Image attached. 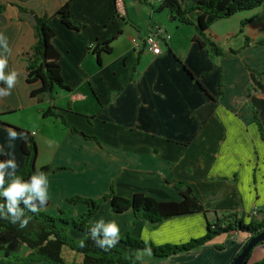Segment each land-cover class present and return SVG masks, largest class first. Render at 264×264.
<instances>
[{"label": "crops", "instance_id": "0c3cea01", "mask_svg": "<svg viewBox=\"0 0 264 264\" xmlns=\"http://www.w3.org/2000/svg\"><path fill=\"white\" fill-rule=\"evenodd\" d=\"M177 1L186 9L198 0ZM67 2L72 23L80 26L77 31L62 26L57 16ZM0 4L6 6L0 15V33L7 38L8 47L0 53L8 61L5 72L17 73L10 95L0 97V150L4 160L10 158L8 153L15 156L18 172L25 161L22 144L34 141L37 168L68 169L46 175L47 214L56 215L60 210L65 212L64 218H77L86 207H71L68 198L99 199L111 188L126 199L140 193L159 202H177L180 196L174 185L182 182L201 200L204 212L235 213L245 223L263 217L252 214L264 210V141L254 121L256 113L264 128V76H256L264 72V46L253 44L258 39L251 36L249 47L229 59L212 56L208 47L193 40L200 38L193 26L170 22L166 11L154 13L148 3L124 1L128 22L114 18L113 0H0ZM18 7L49 18L61 78L69 88L57 89L51 105L81 135L57 120L42 117L50 103L30 97L40 87L26 82V58L35 42L34 20ZM262 13L264 4L240 21ZM199 15L195 11L187 16L195 23ZM215 21L205 17L217 40L210 29ZM153 25L171 36L162 43L161 54L134 50L129 39H143ZM113 37L111 51L101 53L98 63L89 46ZM241 47L242 43L237 48L226 43L221 49L227 52ZM10 129L18 133L12 147ZM19 133L26 134V139ZM101 219L114 221L121 235L127 233L155 246L182 245L203 237L207 229L203 212L152 226L131 211L114 214L108 201L90 223L95 225ZM249 238L241 232L222 234L195 250L165 259L139 252L136 262L231 264ZM21 246L0 233V251L6 252L5 257L17 250L27 256L29 249ZM114 246L128 254L135 252L119 242ZM263 260L264 245L253 250L247 264Z\"/></svg>", "mask_w": 264, "mask_h": 264}, {"label": "trees", "instance_id": "16d2710c", "mask_svg": "<svg viewBox=\"0 0 264 264\" xmlns=\"http://www.w3.org/2000/svg\"><path fill=\"white\" fill-rule=\"evenodd\" d=\"M135 1L140 4L148 3L157 13L166 11L170 22L193 26L200 36V38H193V40L198 41L201 47H208L209 53L212 56L229 59L238 56L241 51L249 47L252 38L244 36V43H242L240 49L224 52L217 46L215 37L209 32L205 17L209 16L215 20H227L238 13L253 11L264 4V0H198L194 5L183 9L177 0H159V3L155 5L151 3V0L149 2L147 0ZM113 3L114 18L128 22L124 12V0H113ZM5 8V5L0 4V15L4 12ZM18 9L21 13L31 15L34 20L35 42L32 46L31 54L27 55L26 58V82L29 84L39 83L40 87L31 91L30 97L36 99L38 103H43L47 100L50 103L48 108L41 112L42 117L57 120L73 134H80L74 127L68 126L63 116L57 113V109L51 105L54 101L53 94L57 89L69 90V88L64 85L61 78L60 55L52 44V38L55 33L49 25V18L44 15L37 16L21 7H18ZM195 11L199 12L200 15L197 17L196 22L192 23L187 15ZM57 16L65 28L74 31L80 28V26L74 25L71 21L68 2L60 7L57 11ZM250 21L247 19L241 21V28L245 23ZM262 31L264 32V28ZM239 33L243 35L241 29ZM115 38H110L101 44H95V47L91 49L88 48L97 58L98 63L101 53L107 54L111 51L110 44ZM253 44L264 46V37L258 39ZM138 57L136 63L139 61ZM256 76L260 79L264 76V72L256 73ZM0 87H4L3 82H0ZM218 87H221V82H219ZM254 121L264 141V128L256 113H254ZM82 136L86 139H94L86 135ZM36 152L37 149L34 141H30L27 145L23 143L21 146V153L24 155L25 161L22 168L17 172V175L24 181L29 180L32 175L37 173H42L46 176L56 171L68 170L63 167L56 169H50L49 167L37 168L35 166ZM0 161H4L2 155H0ZM7 183L8 180L6 179L5 186H7ZM174 187L180 196V200L177 202H159L140 193L133 194L129 199H126L117 196L111 188L108 194L99 199H89L80 196L68 198L66 202L69 206L82 205L86 207V211L76 219L71 216L64 218L65 212L60 210L56 215L47 214L45 208L48 201L43 207L38 205L35 212L30 209H24L25 216L30 217V219L23 229L19 228L18 223L14 225L7 219H0V233L9 235L14 242L26 246L30 251L25 257H14L13 261L0 260V264H64V260L62 259V250L64 248L81 256L82 260L79 264H137L136 261H133L132 254H128L114 246L106 250L101 249L91 237L90 230L94 227V224H91L90 220L99 210L101 204L106 201L110 203L111 211L114 214L131 211L136 217L152 226H157L163 221L177 216L199 212H203L206 215V234L199 239L191 240L182 245L155 246L152 243L132 237L127 233L120 236L118 240L120 244L134 251L148 252L156 259H165L178 253L195 250L211 241L214 237L222 234L241 232L248 234L252 238L264 232V210L257 209L255 211V213L263 215L261 219L251 218L248 223H245L235 213L216 214L214 212H204L201 200L195 196L187 184L178 182ZM4 202V198L0 197V204ZM20 207L24 208L23 205H20ZM69 230L76 232V235H79V237L71 236ZM263 245L260 244L257 247ZM252 252L245 264H247ZM254 264H264V260Z\"/></svg>", "mask_w": 264, "mask_h": 264}, {"label": "clouds", "instance_id": "9594fccd", "mask_svg": "<svg viewBox=\"0 0 264 264\" xmlns=\"http://www.w3.org/2000/svg\"><path fill=\"white\" fill-rule=\"evenodd\" d=\"M0 49H3V52L8 51L7 38L3 33H0ZM7 63L6 57L0 53V82L6 86L0 87V97L10 95L11 89L16 83L17 73L15 71L5 72ZM19 136L21 139H26L24 133H19ZM17 137L18 133L10 129L8 132L9 147H12L11 142L15 141ZM3 154V151L0 150V155ZM8 155L9 159L0 161V197L5 201L0 204V219H7L14 225L18 223L19 228L23 229L30 219L25 216L24 209L35 212L38 205L43 207L49 199V184L46 176L42 173L32 175L29 180L24 181L17 175L18 166L15 156L12 153H8ZM6 178L7 186H5ZM20 205H23L24 208H21ZM90 232L96 245L105 250L116 245L120 238L119 226L114 221L105 223L101 219L95 223Z\"/></svg>", "mask_w": 264, "mask_h": 264}, {"label": "rangeland", "instance_id": "374dc122", "mask_svg": "<svg viewBox=\"0 0 264 264\" xmlns=\"http://www.w3.org/2000/svg\"><path fill=\"white\" fill-rule=\"evenodd\" d=\"M124 1H126V0H124ZM154 13H157V12L154 11ZM246 13H249V12H241V13L234 15V17H232L229 20H222V21L217 20L214 23L210 24L211 25V27H210L211 32L214 35H216V37H217V40H215V42H216L218 47L224 49L225 44L230 43V44H232L233 47L237 48L239 43H244V36H247L248 38L254 37V39H261L264 37V32L262 30H260L261 28H264V13L257 15L253 19L245 18V19L251 20V21L248 23H245L243 25V27L240 28L241 31L243 32V35L240 34L239 31H237L238 30V24H239L238 22L245 20V19H243L240 21V19H241L240 17L246 15ZM161 16H162V14H161ZM226 32H228L230 34H235L236 36L234 38L224 37V34H226ZM6 117H8V116H6ZM12 117L13 116H11V120L13 119ZM78 206H82V205H78ZM74 219H76V218H74ZM69 234L71 236L79 237V235H76L77 233L74 232L73 230H69ZM78 234H80V233H78ZM5 235H7V234H5ZM120 236H122V235L120 234ZM21 247L26 249V246H24V245ZM114 247H116V246H114ZM63 251L66 253L62 256V259L64 260V264H79L81 262L82 258L80 255L68 250L67 248H64ZM139 252H145V251H135L133 254V259H134L133 261H137L136 256L138 254H141ZM145 253H148V252H145ZM19 254H20L19 250L9 251L10 256L5 257V256H7L6 252L4 250L0 251V256H3V258L6 260L10 259V261L14 260L15 255H18L21 258L22 255H19ZM148 254L151 255L150 253H148ZM18 256H16V257H18Z\"/></svg>", "mask_w": 264, "mask_h": 264}, {"label": "built area", "instance_id": "2783aa9c", "mask_svg": "<svg viewBox=\"0 0 264 264\" xmlns=\"http://www.w3.org/2000/svg\"><path fill=\"white\" fill-rule=\"evenodd\" d=\"M153 5L158 4L159 0H151ZM170 34L160 26L153 25L149 28V32L143 39L137 37L130 38L134 50L145 49L148 53L157 56L161 54L162 43L170 40ZM89 48H93L92 45ZM252 214H255L253 211Z\"/></svg>", "mask_w": 264, "mask_h": 264}, {"label": "water", "instance_id": "95a60500", "mask_svg": "<svg viewBox=\"0 0 264 264\" xmlns=\"http://www.w3.org/2000/svg\"><path fill=\"white\" fill-rule=\"evenodd\" d=\"M260 244H264V232H261L252 238H249L241 252L236 255L231 264H245L250 253Z\"/></svg>", "mask_w": 264, "mask_h": 264}, {"label": "flooded vegetation", "instance_id": "af4514ba", "mask_svg": "<svg viewBox=\"0 0 264 264\" xmlns=\"http://www.w3.org/2000/svg\"><path fill=\"white\" fill-rule=\"evenodd\" d=\"M2 260V259H1Z\"/></svg>", "mask_w": 264, "mask_h": 264}]
</instances>
